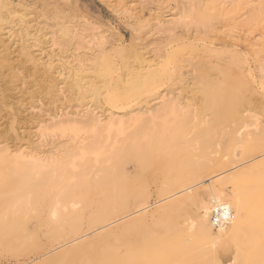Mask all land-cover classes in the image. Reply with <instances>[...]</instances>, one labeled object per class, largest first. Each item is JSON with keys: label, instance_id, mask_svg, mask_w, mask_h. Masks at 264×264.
Returning a JSON list of instances; mask_svg holds the SVG:
<instances>
[{"label": "rangeland", "instance_id": "374dc122", "mask_svg": "<svg viewBox=\"0 0 264 264\" xmlns=\"http://www.w3.org/2000/svg\"><path fill=\"white\" fill-rule=\"evenodd\" d=\"M217 1L9 0L8 10L1 9L6 17L0 22V144L7 143L11 148L41 157H57L72 148L74 151V147L77 149L81 140L88 142L96 137L102 138V146L119 144L121 140L129 143L136 135L133 128L127 126L134 118L130 115L140 107H158L161 97L176 98L181 106L193 105L197 116L208 118L209 132L201 137V125L187 134L185 142H176L168 132L158 131L155 133L158 139L146 143L148 155L141 160L88 162L92 154L84 153L81 158L75 153L74 156L81 158L78 161L88 162L89 169L80 167V162L77 168L66 165L45 177L46 181L39 185L40 192L34 195H24L26 191L20 188L17 175H14L17 180L4 187L0 183V212L12 210L17 199H32L23 211L10 216H14L13 219L0 220V264H108V261L112 264H189L191 259L199 263L222 249L218 244L221 240L216 242L214 235L190 230L182 234V238L189 234L192 237L189 245L187 241L182 243L187 248L183 245L181 251L170 243L171 231L167 228L174 220L184 219L188 211L202 213L206 223L215 227L210 217L218 207L211 205V189L220 187L229 175L252 164H258L256 175L253 173L246 182V179L235 180V185L244 192L245 205L251 203V196L264 193V137L260 134L264 128V50L256 53L246 45L257 40L264 44V10L255 15L239 10L236 29L240 33L236 41H231L226 32L234 22L229 25L231 21L215 16L200 23L193 17L190 3H198L197 9L202 11L204 6ZM65 26L73 30L72 34L63 32ZM243 36H249L247 42ZM140 51L145 60H151V68L171 67L174 57L180 69L162 74L152 90L135 99L122 94L117 102L106 99L95 102L83 93L84 86L80 85L83 81L99 85L102 80L106 90L113 88L117 76L120 74L118 78H124L129 71L127 66L134 64L132 54ZM111 65L116 72L108 71ZM209 66H215L216 69L212 68L215 72ZM235 70L244 81L258 89L248 108L251 106V113L256 114L261 123L259 131L249 128L256 133L245 136V144L236 147L232 157L234 147L224 138L228 126L214 122L210 113L202 108L199 79L206 72L208 77L218 81L220 72L233 73ZM86 109L100 115L103 125L91 127L93 124L84 114ZM69 115L78 117L77 122L70 123L81 125L76 131H59L50 122ZM124 116L127 118L123 119ZM185 119L188 126L195 121L187 115ZM218 161H226V164L220 165ZM10 166L8 161L0 162V169ZM257 174H261L260 179ZM70 177L78 182L76 188L69 190L76 193L74 196L67 188ZM184 184H194L188 187L192 190L189 191L192 198L189 204H186L185 195L181 196L184 203L179 207L175 205L179 200L169 199L162 203L173 193L174 196L182 190L187 193L189 189H182ZM201 200L205 208L194 206ZM72 203L76 204L75 209L71 208ZM144 204L148 205V210L134 213ZM53 205L62 210H58L59 221L51 223L48 212ZM237 213L240 221L236 226H242L234 227L232 236L225 239L233 243L239 241L237 244L241 245L254 239L255 249L246 250V255L238 250L236 257L230 251L225 252L223 258L229 257L223 259L222 264H249V261L253 264L255 260L259 261L257 264H264V217L250 215L251 211L243 207ZM243 221L252 222V230L244 227ZM105 224L108 226H103ZM73 238L77 239L70 241ZM174 247L176 250H170ZM207 248L213 250L211 254L208 252L210 255ZM180 252L184 257L179 256ZM203 252L207 253L205 257ZM158 254L165 256L161 258Z\"/></svg>", "mask_w": 264, "mask_h": 264}, {"label": "bare ground", "instance_id": "6f19581e", "mask_svg": "<svg viewBox=\"0 0 264 264\" xmlns=\"http://www.w3.org/2000/svg\"><path fill=\"white\" fill-rule=\"evenodd\" d=\"M8 3H9V0L8 1L1 0L0 1V11H2V12L4 11L1 9L8 10L7 9ZM197 4H196V2L194 4L190 3V8L192 9L193 17L195 18L196 21H198L200 23H204V22H206V20H209V18H214L215 16L216 17L221 16L224 20L231 21V24H229V25H233L232 24L233 22L235 23V25L231 26V28H227L228 30L226 32L227 38H229V40H231V41L232 40L236 41L238 36H239V33H240V30L238 31L236 29L237 27H239L238 26L239 24H236L237 23L236 20L238 19L237 18L238 15H236V13L239 10H241L242 12H251L250 15H255L256 12H258V11L262 12L264 10V0H218L214 4L211 3L210 5L204 6L202 11L197 9V6H198ZM9 7L12 8L11 6H9ZM7 13H10V12H7ZM5 17H6V14H2L0 12V22L1 21L4 22ZM9 18H10V16H9ZM227 26H228V24H227ZM169 28H171V27H169ZM62 30L66 35L72 34V31H73V30L71 31L68 26L63 27ZM246 35H248V33ZM245 36H243V37L245 38ZM248 37L244 39L245 42H247L246 39H249ZM260 40L262 41L263 39H260ZM257 42H258V40L256 41V43L251 42V44H249V45L246 44V45L250 46L251 50H253L254 52L259 53V52L264 50V44L262 43L263 41L262 42L259 41L260 43H257ZM257 56H258V54H257ZM144 57H143V54L141 53V51L140 52H134L131 56V58H132L131 60H132V62H134V64L133 65L128 64L129 66H127V67L129 69V71L127 72L126 75H124L125 76L124 78H121V79L118 78L120 76V74H119V76H117V78L114 81V87L113 88L106 90V88H104L105 83H103L102 80H101V83L99 85L94 84V82H91V81H83V83L80 84V85L84 86L83 87L84 88L83 93L88 94V96L90 97V100L91 101L95 100V102L101 101L102 99H106V101H109V102H117V101H119V99H122V96H121L122 94H125L126 97H131V98L135 99L139 95H141L142 93H145V92L152 90L153 89L152 86L155 84L156 80L159 79L160 76H162V74L167 75L168 73H172V72H175L177 70L179 71V69H180L179 64L176 61L177 59H175L174 57L171 58L172 59L171 60V67H162V68L161 67L151 68V66H152L151 60L149 61L146 59L147 60L146 61ZM104 63L109 64L107 62H104ZM1 64H2V61H1ZM3 64H4V62H3ZM130 64H131V62H130ZM212 68H215V66H211V67L209 66V69H212ZM263 68H264V66H263ZM134 69H136V70H134ZM115 70H116V68L114 65H111L108 67V71H115ZM132 70H134V71H132ZM213 70L214 69H212V71ZM237 71L236 72L232 71L233 73L220 72L221 73V79H220V77H218V79H219L218 81L213 80L212 78L208 77L209 74H207L206 72L202 75L201 79H199V85H200L199 88H200V92L202 95V100H201V98H200V100L203 102L201 104L202 108L210 113L211 118L214 122L219 123V124H224V125H226V128L228 126V130L226 129L227 131L224 133V135H225L224 138L227 141L231 142L233 147H234V150L232 151V157H234L233 152L235 151L236 147H238V146L242 147L243 146L242 144H245V141H246L245 136L254 134V133H256L255 132L256 130L257 131L260 130L259 125L261 123L259 118L256 116V114L251 113V111H250L251 106H250V108H248L250 101L252 102V100H251L252 96L255 94H258V91H257L258 89L256 90V88L253 87V85L249 81H247V80L244 81L240 77V75L237 73ZM213 72H215V71H213ZM213 72H211V73H213ZM212 75H214V74H212ZM168 77H169V75H168ZM110 86H111V84H110ZM253 98H255V97H253ZM160 101H161V105H159L158 107H156L154 109H151V107H149V106L144 107V108L140 107V108H138L137 111H134L130 115V116H133L134 118L131 120V122H129V123L127 122L128 123L127 126L132 127L133 132L136 135L133 137L132 141L129 143H125L121 140V142H119V144L102 146L100 144V140L102 138L99 140L98 137H96V138L93 137L94 139H91L88 142H83L81 140L77 145V149L73 146L74 151H72L73 150V148H72L69 151H66L65 153H63L62 155L57 156V157H54V156H52V157H49V156L41 157L35 153H25V151L22 152L23 150L19 151L17 148H11V146H9L7 143L0 144V162L8 161V163L11 164V166L8 169L7 168H5V170L0 169V183H1L2 187H4L3 186L4 184H9L11 181L18 179L19 180L18 182L21 185L20 188L25 189V191H26V193H24V195H34V194L40 192L41 187L39 188V185L43 184L41 182L46 179L45 177L50 176V174L53 173L54 171L61 170L66 165H70V167H72V168H77L78 167L77 163L80 162L78 160H80L82 158V156H84V153L92 154V159H87L88 162H89V160H94L95 162L110 161L113 163H121V162H127L129 159H134V158L137 160H141V159H144L145 157H147V155H148L146 143H154L158 139L157 136H155V133L158 131H160V133H163L162 131L168 132V135L171 136V139L176 141V142L177 141L178 142H182V141L185 142L187 134L191 133L192 129H194L196 127L198 129V126L201 127V125H203V127L201 128V130H203V131L200 132L201 137L205 136V134L207 132H209L207 129V126H206V124L208 122V118L204 119L205 115H201V117L197 116L198 113L196 112L195 107H193V105H191L190 103L185 102L187 104L186 105L183 104L184 106L183 105L181 106L176 98H170V97L166 98V99H164V97H161ZM253 105H252V107H253ZM152 111H153V113H151ZM147 113H151L152 115H150L148 118L142 119L143 116ZM84 114H85V116L88 117L91 124H93V125H91V127L94 125L95 126H99V125L102 126L103 125V122H102L103 119L100 117V115L95 114L93 112V110L86 109V113H84ZM186 115L190 116L191 119L195 120V121H193V123L190 126H188L187 121L185 119ZM210 115L208 114L209 117H210ZM120 117H122V116H120ZM170 117H173V118L175 117L174 121H173V118H172V120H169L168 118H170ZM105 118H110V116L105 117ZM126 118L127 117H125L123 119H126ZM123 119H120V121H124ZM77 120H78L77 116H70L69 115V116L65 117V119H62L60 117H58L56 119H51L50 122L52 124H55L57 130H59V131H65V130L76 131L78 128L81 127V125H78V124L74 125V124H70V123L77 122ZM67 123H69V124L67 125ZM47 126H49V125H47ZM47 126H46V128H47ZM208 127H211V126H208ZM250 127H252L255 131L249 130ZM42 128H44V127H42ZM88 129L90 130V128H88ZM186 130H187V133L185 132ZM201 130L199 129V131H201ZM41 131H43V130H41ZM196 131L194 133H196ZM148 133L151 135L146 136ZM41 134H43V133H41ZM196 134H198V133H196ZM260 134L262 137H264V128L262 129ZM243 141H244V143H243ZM75 153L79 154V156L81 158H77L76 156H74ZM88 162L81 160V162H80L81 166L80 167L83 168L85 166L86 171H87L89 169V166H87ZM67 163H69V164H67ZM218 163L220 165H223V164H226V161H218ZM238 165H236V166H238ZM257 168H259L258 164H252L248 167L241 168L238 171H236L234 174L229 175L230 177H228V179H225V181L221 184L220 187L211 189L212 194H213L211 205L218 207L212 211L211 217H210L211 221L215 227H210L206 223L205 215H203L202 213L198 212V214H197V213H193V212H189V211L186 213L184 212L185 213L184 214L185 216L183 215L185 217L184 219H182L181 221L176 219L170 223L169 227H167V228H170L168 230L171 231L169 234L170 239H171L170 243L173 244V246H175V247H179L180 250H181V247L183 245L185 246V244H182L184 241L185 242L187 241L188 244H186V245H189V239L192 237L191 234L185 236L184 238H182V234L187 233L186 231H190V230H195V232H199L202 235H214L216 237V242L217 241L219 242L220 240H221V242L223 241L222 244H220L221 242L218 243L219 246L222 247V249L220 251H218L217 253L215 252V254L214 253L211 254L210 252H213V250H211L210 248H207L206 249L207 253L209 252L211 254L210 257L207 256L208 258H206L205 260L203 259V261H201V262L198 261L199 263L193 262V261H191L192 260L191 259L189 261L190 262L189 264H222V263H224L223 259H225V258L227 259L229 257L227 255V256H225V258H223V256L225 255L224 254L225 252L230 251L231 255L236 257L239 254L238 250H240V253L245 254L244 252L246 250L255 249V248H253L254 247V239L249 240V242L247 244L241 245L240 243L237 244L239 241L237 243L236 242L233 243L230 240H226L225 237H227V238L230 237L231 230L234 227H241L242 226V225L236 226L238 224V222L240 221V220H238V216H239L238 213L239 212L237 213V211L239 209H241L242 207L251 211L250 215L253 213V214H256L259 218L264 217V203H263L264 193L261 196H259V195L256 197L251 196V203L249 205H245L247 203L243 204L244 203L243 201L246 200L243 197L244 192L241 191L237 185H235V180L246 179L245 180V182H246L247 178H249V177L251 178V175L254 172H256L255 170ZM262 172L263 171H261V174H262ZM83 173H85V171H83ZM261 174H259V175H261ZM263 174H264V172H263ZM14 175L15 176L17 175L18 178L16 177L17 179H15ZM252 176H254V175H252ZM258 179H260V176ZM258 181H260V180H258ZM67 182H68V185H67L68 192H69V190H71V188L74 189L77 187L76 183H78V182L76 179H73L72 177H70ZM245 182H243V183L245 184ZM250 182H251V180H250ZM200 183L201 182H199V184ZM183 186H184L183 188L181 187L182 189H189L188 187L191 188V186H194V184H191L188 186H185V184H184ZM250 188H252V187H250ZM182 191H181V193H179L178 196H174L175 193H173L172 195H169L170 197L166 196L163 199L162 203L165 201H168L169 199H171L174 202L176 200H179L178 202H176L177 204L175 203L176 207H179L184 203L182 200H180L181 196L185 195L186 197H184V198H186V199L188 198V201H186V204H189L191 202L190 199H192L191 193H190L192 190L189 189L187 191V193H182ZM250 191L248 190L247 192H250ZM69 193H71V192H69ZM71 194L74 196L76 193H71ZM195 198H197V197L194 196V199ZM249 198H250V196H249ZM29 200L32 202V199L30 197H28V200H26V201H20V199H17V201L13 203V205H14L13 208L11 207L12 210L6 212L7 211V209H6V211L4 210L3 212L2 211L0 212V220L3 219V221H4L7 218L13 219L14 216L12 218L10 216L17 211H23L25 204L30 203ZM195 201H196V199H195ZM174 202H172V203H174ZM75 206H76L75 203L71 204L72 209H75ZM191 206H193V205H191ZM194 206H196L198 208H205L202 200L194 203ZM58 207L53 205L48 212L49 213V221L51 223H52V221H56L59 218L58 210L61 208H58ZM147 207H148V205L144 204V205L140 206L139 208H137L134 213L142 212V211L144 212L145 210L149 209V208L147 209ZM160 208H162V207H160ZM164 210H165V208H164ZM168 210L169 209H167L166 212ZM183 211H184V209H183ZM215 212L218 216L220 215V218H221L220 222H218L217 224H214V222L212 220V216L214 215L213 213H215ZM161 214H163V213H161ZM164 214H166V213H164ZM159 216H161V215H159ZM166 216H167V214H166ZM175 217L180 219L178 216H175ZM156 219H158V217ZM170 219H171V217H170ZM58 221H59V219H58ZM184 223H185V225L183 226ZM103 226L106 227L108 225L105 224ZM243 226L248 228V230H249L252 228L253 223L250 221H248V222L243 221ZM261 226H263V225H261ZM254 230H256V229H254ZM115 231H117V230H115ZM164 231H166V230H164ZM262 231H264V230H262ZM190 233H192V232H190ZM165 235H163V236L165 237ZM235 236H237V235H235ZM253 236H254V234H253ZM82 237H83V235L81 236V238ZM74 239L75 238L71 239L70 241L74 242L76 240V239L75 240ZM164 239L167 240L166 238H164ZM168 239H169V237H168ZM258 239H259V237H258ZM235 240H236V237H235ZM262 240H264V238ZM78 241H79V239H78ZM257 241L258 240H256V243H257ZM198 243H201V242H198ZM73 244L75 245V243H73ZM76 244H77V242H76ZM193 244H195V243H193ZM200 245H202V244H200ZM195 246L199 248L198 244ZM235 246H236V248L233 249L232 247H235ZM157 247H158L157 249H160L159 248L160 246L157 245ZM189 247L190 246H188V249H189ZM154 248L155 247H153V249ZM164 248H166V245ZM179 248H177V249L179 250ZM198 248H196V249H198ZM75 249H76V247H75ZM170 250H176V248L170 249ZM184 250H187V249H184ZM189 250H188V252H189ZM166 251H168V250H166ZM152 252H154V251H152ZM168 252H170V251H168ZM187 253H185V254H187ZM199 253H201V252H199ZM207 253H204L203 257H205V254L207 255ZM151 254H153V253H151ZM177 254H179V253H176V255ZM196 254H198V253H196ZM181 255L183 256L184 254H182V253L179 254V256H181ZM199 255H201V254H199ZM257 255H258V253H257ZM261 255H262V253H261ZM161 256L162 255H159V257H161ZM164 256L161 258H164ZM179 258H182V257H179ZM157 260L158 259H156V261ZM156 261H154V262H156ZM256 261L259 262L258 260H255L253 264H257ZM108 262H109L108 264H112V261H108ZM185 264H186V262H185ZM249 264H251L250 261H249Z\"/></svg>", "mask_w": 264, "mask_h": 264}, {"label": "built area", "instance_id": "2783aa9c", "mask_svg": "<svg viewBox=\"0 0 264 264\" xmlns=\"http://www.w3.org/2000/svg\"><path fill=\"white\" fill-rule=\"evenodd\" d=\"M214 215L212 216V220H213V222H214V224H217L218 222H220V215L218 216L217 214H216V212L215 213H213ZM216 222V223H215Z\"/></svg>", "mask_w": 264, "mask_h": 264}]
</instances>
